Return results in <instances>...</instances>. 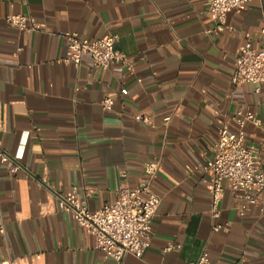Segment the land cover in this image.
I'll list each match as a JSON object with an SVG mask.
<instances>
[{"label":"crops","instance_id":"0c3cea01","mask_svg":"<svg viewBox=\"0 0 264 264\" xmlns=\"http://www.w3.org/2000/svg\"><path fill=\"white\" fill-rule=\"evenodd\" d=\"M210 1L0 0V143L21 153L15 173L0 163V264H110L93 235L58 209V195L87 194L93 212L122 183L148 184L160 201L150 246L121 264H187L203 249L209 264H264V212L237 216L225 184L212 217L204 171L220 127L233 129L240 107L257 121L244 138L264 170V84L256 92L230 81L240 47L264 45V0L228 13L222 30ZM9 14L28 15L37 28L19 31ZM66 32L116 35L131 70L93 65L88 54L78 67L64 63ZM107 96L111 110L101 106Z\"/></svg>","mask_w":264,"mask_h":264},{"label":"built area","instance_id":"2783aa9c","mask_svg":"<svg viewBox=\"0 0 264 264\" xmlns=\"http://www.w3.org/2000/svg\"><path fill=\"white\" fill-rule=\"evenodd\" d=\"M250 0H211L208 10L214 20V29L225 28L226 16L232 11H238ZM7 25L19 31H32L37 28L34 20L25 14H9L5 16ZM210 32V31H209ZM264 41V29L262 30ZM67 46L62 58L66 64L78 67L83 55H90L93 65L107 67L117 63L131 70V58L116 48L117 36L107 34L101 38L88 39L76 32L62 34ZM19 50V49H18ZM232 84L249 82L264 84V45L255 49L250 41L239 49L233 61V71L230 77ZM140 82V79H138ZM121 95L127 94L124 87ZM101 106L111 110L113 100L105 97ZM134 120L150 124L145 115H134ZM170 117L163 119L167 125ZM257 123L254 115L243 107L238 108L232 116L233 129L224 124L218 131L215 143L212 145V157L205 163L204 171L208 175L206 188L210 194L212 217L219 214L218 204L223 197L225 184L228 185L235 203L236 214L245 216L252 208L264 212V199L259 194L264 192V170L259 162L257 149L245 142L244 128L246 123ZM8 155L0 143V163L6 164L9 173L19 170V158ZM156 165L148 164L146 172L152 176ZM87 196V194H86ZM85 198H80L73 189L69 195H58V209L69 212L78 226L85 228L94 237L95 249L101 251L110 264H121L126 255L140 258L150 246L153 237V221L160 197L152 192L148 184L130 187L122 183L112 202L104 203L99 209L91 212ZM215 226L214 230L219 229ZM174 248L173 244L165 247V251ZM1 264H9L2 262ZM187 264H209V255L203 249L196 261Z\"/></svg>","mask_w":264,"mask_h":264}]
</instances>
